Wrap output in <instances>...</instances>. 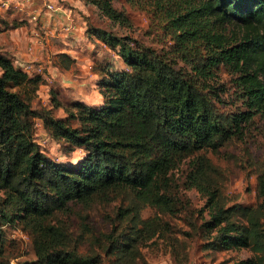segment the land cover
I'll return each mask as SVG.
<instances>
[{
    "label": "trees",
    "instance_id": "trees-1",
    "mask_svg": "<svg viewBox=\"0 0 264 264\" xmlns=\"http://www.w3.org/2000/svg\"><path fill=\"white\" fill-rule=\"evenodd\" d=\"M85 1L111 21L126 22L112 0ZM153 4L166 20L174 49L157 50L91 27L122 61V66L111 60L92 65L103 97L98 106L63 100L53 89L52 107L34 108L43 75H31L0 48V264H11L4 232L9 224L27 232L37 257L18 264H89L78 255L79 237L52 217L96 200L118 199L105 253L114 264H134L140 245L154 238L160 225L156 215L142 212L148 206L172 209V172L186 159L191 169L185 184L206 196L210 207L204 226L215 232L212 242L264 251V205H228L225 179L211 157L242 141L247 123L257 113L264 115V0ZM18 16L9 21L0 13V24L8 29L29 20ZM59 61L70 68L75 60L64 52ZM222 65L236 75L246 108L223 109L219 92L205 84ZM56 110L64 114L56 116ZM35 118L65 154L81 149L82 156L72 162L46 155L34 139ZM258 180L264 198V175ZM97 257L92 255L93 264Z\"/></svg>",
    "mask_w": 264,
    "mask_h": 264
},
{
    "label": "rangeland",
    "instance_id": "rangeland-1",
    "mask_svg": "<svg viewBox=\"0 0 264 264\" xmlns=\"http://www.w3.org/2000/svg\"><path fill=\"white\" fill-rule=\"evenodd\" d=\"M45 1L65 9L71 8L72 18L67 22L58 11L49 13L41 3L40 24L28 20L27 24L19 27L10 26L8 31L3 28L4 24H0V38L4 41L8 54L12 55L11 44L18 38L23 40L25 50L37 54L31 63L44 66L45 81L32 103L34 108H51L50 97L53 89H58L63 98L80 97L91 104L100 101V92L94 84L96 76H91L92 65L96 61L103 60L106 63L111 60L122 66V61L113 49L90 32L91 27L93 30L99 29L113 35L132 37L157 50L174 49L175 41L172 40L166 20L159 8L153 4V0H112L114 7L126 14L124 24L111 21L98 7L85 0ZM0 13L9 21L17 15L20 18L28 17L20 14L15 7H0ZM68 23L76 25V28L70 32L62 30ZM54 27L60 30L61 35H49V40L44 39L38 43L33 35L34 30L42 28L46 32L45 30ZM64 52L70 53L75 59L69 69L63 68L59 63V54ZM179 65L189 69L188 64L182 60H179ZM78 77H84V80L75 81ZM86 78L88 82H85ZM205 84L210 86L208 89L219 92L223 109L239 111L246 108L240 99L242 90L237 86L236 75L227 67L222 65L217 68L215 75ZM63 114L61 110L55 111L56 116ZM34 139L46 155L56 160L75 162L83 154L81 149L65 154L60 144L45 130L40 118L34 120ZM211 157L225 179L224 193L228 205L241 204L253 208L264 205V198H259L258 190V177L264 175V115L257 113L247 123L242 141H234L219 155L211 154ZM189 161L190 159L184 160L172 172V209L152 206L144 208L143 216L156 215L160 225L157 235L140 245V255L134 264H233L256 257L261 258L259 264H264V251L259 252L254 246L225 249L212 242L215 232L206 231L204 226L210 217L206 196L185 184L191 169ZM119 203L120 199L111 202L96 200L85 208L74 207V212L70 214L57 212L52 221L79 237L76 241L80 258L93 264L91 257L97 254L99 258L97 257L96 264H114L113 256L109 257L105 253L107 244L104 237L111 230L110 221L114 218ZM261 222L264 227V217ZM4 232L7 235L11 264L37 259L27 232L11 224L4 226Z\"/></svg>",
    "mask_w": 264,
    "mask_h": 264
},
{
    "label": "built area",
    "instance_id": "built-area-1",
    "mask_svg": "<svg viewBox=\"0 0 264 264\" xmlns=\"http://www.w3.org/2000/svg\"><path fill=\"white\" fill-rule=\"evenodd\" d=\"M41 3H43V8L47 11L56 10L57 7L55 4L51 2H46L45 0H0V7L8 8H16V10L22 15H28L29 21L35 24H40V16H41ZM76 28L74 24H66L61 29L70 32ZM55 31V30H54ZM33 35L36 37L38 43H41L46 36L48 35L47 32H43L42 28H36L34 30ZM31 49V48H30ZM23 67L27 72L30 74L44 73V66L41 64H24Z\"/></svg>",
    "mask_w": 264,
    "mask_h": 264
},
{
    "label": "crops",
    "instance_id": "crops-1",
    "mask_svg": "<svg viewBox=\"0 0 264 264\" xmlns=\"http://www.w3.org/2000/svg\"><path fill=\"white\" fill-rule=\"evenodd\" d=\"M56 11H58L59 13H60V15H62L64 18H66L67 19V22H68V20L69 19H71L72 18V15H71V12L70 11H72L71 10V8L70 9H68V8H64V7H62V6H59L58 7V9L56 10ZM49 13L50 12H54V11H48ZM74 15V14H73ZM78 22V21H77ZM25 24H27V23H25ZM60 29V28H59ZM55 30V31H54ZM58 28L57 29H55V27L54 28H51L50 30H45L46 32H47V34H48V36H46V39L45 40H49L50 38H49V35H55V34H60V30H58ZM6 31H8V29L6 30ZM5 32V31H4ZM61 35V34H60ZM32 40H34L33 38H32ZM64 40V39H63ZM0 48L3 50V51H5L6 53H8L7 52V50H6V48H5V45H4V41L2 40V38H0ZM4 45V46H3ZM11 46H12V48H13V53H12V57L14 58V61H15V63L17 64V65H24V63H31L32 61H33V58H35L36 56H37V54L35 55L34 53H32V52H29L28 50H25V48L23 47V40H20V39H18V38H16L14 41H13V43L11 44ZM67 54H69L70 55V53H67ZM71 56V55H70ZM72 57V56H71ZM59 58V57H58ZM73 58V57H72ZM75 60V59H74ZM20 61V62H19ZM75 62V61H74ZM73 62V63H74ZM59 63H60V61H59ZM60 66H61V64H60ZM72 66V65H71ZM63 67V66H62ZM64 68V67H63ZM67 69H69V68H67ZM92 69V68H91ZM31 75H33V74H31ZM43 75V77H44V81H45V74L43 73L42 74ZM96 76V79H95V86H96V88H98L97 90H98V92H100V88H99V86H98V84H97V79H98V74H96L95 72H93L92 71V73H91V76ZM75 77H77V76H75ZM79 78V79H78ZM78 78H76L75 79V81H79V80H84L83 78L84 77H78ZM85 82H88V78H86L85 79ZM41 86H42V84H41ZM41 86H40V88H41ZM55 90H57L58 92H59V96L63 99V100H66V101H71V100H82V101H84V102H86L87 104H89V105H100L101 103H102V101H103V97H102V95H101V92H100V97H101V99H100V101L98 102V103H95V104H91V103H88L85 99H82V98H80V97H74V98H71V99H69V98H63L62 96H61V93H60V91L58 90V89H55ZM39 91H40V89H39ZM39 93V92H38ZM62 111V110H61Z\"/></svg>",
    "mask_w": 264,
    "mask_h": 264
}]
</instances>
